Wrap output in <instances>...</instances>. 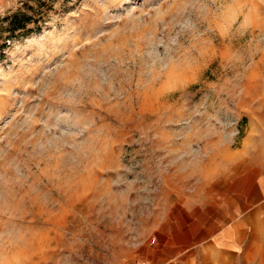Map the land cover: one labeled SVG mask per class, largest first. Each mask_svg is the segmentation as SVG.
I'll use <instances>...</instances> for the list:
<instances>
[{"label": "rangeland", "instance_id": "374dc122", "mask_svg": "<svg viewBox=\"0 0 264 264\" xmlns=\"http://www.w3.org/2000/svg\"><path fill=\"white\" fill-rule=\"evenodd\" d=\"M40 1L6 42L34 0H0V264H143L162 208L264 143V0Z\"/></svg>", "mask_w": 264, "mask_h": 264}, {"label": "crops", "instance_id": "0c3cea01", "mask_svg": "<svg viewBox=\"0 0 264 264\" xmlns=\"http://www.w3.org/2000/svg\"><path fill=\"white\" fill-rule=\"evenodd\" d=\"M160 214L145 264H264V143L242 144L217 179Z\"/></svg>", "mask_w": 264, "mask_h": 264}, {"label": "trees", "instance_id": "16d2710c", "mask_svg": "<svg viewBox=\"0 0 264 264\" xmlns=\"http://www.w3.org/2000/svg\"><path fill=\"white\" fill-rule=\"evenodd\" d=\"M46 13L40 0H34L32 5L28 2L7 19L9 22L6 29L8 35H3L5 32L2 30L0 36H5V41L9 42L15 37H24L37 32L42 29V24H45Z\"/></svg>", "mask_w": 264, "mask_h": 264}, {"label": "built area", "instance_id": "2783aa9c", "mask_svg": "<svg viewBox=\"0 0 264 264\" xmlns=\"http://www.w3.org/2000/svg\"><path fill=\"white\" fill-rule=\"evenodd\" d=\"M143 264H145V263H143Z\"/></svg>", "mask_w": 264, "mask_h": 264}]
</instances>
